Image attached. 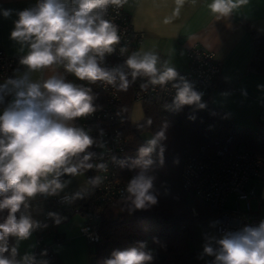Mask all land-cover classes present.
<instances>
[{
    "label": "clouds",
    "instance_id": "obj_1",
    "mask_svg": "<svg viewBox=\"0 0 264 264\" xmlns=\"http://www.w3.org/2000/svg\"><path fill=\"white\" fill-rule=\"evenodd\" d=\"M246 2L211 0L207 7L219 20ZM126 4L129 0H37L35 5L16 11L18 18L10 38L20 45L22 53L27 50L19 59L26 70L0 83V264H48L31 253H19L22 241L42 226L47 227L32 217L30 200L37 194L59 196L70 183L62 179L64 176L107 170L106 163H93L96 153L90 151L93 146L103 149L104 143L75 123L97 111L96 95L91 87L66 79L59 69L79 81L102 82L122 91H127L138 77L147 78L143 88L171 82L175 96L172 105L165 107H205L202 94L155 51L133 52L121 66H103L106 55L114 53L121 42L117 25L105 15L110 5L119 9ZM13 11L0 9V14L8 18ZM120 51L123 54L127 48ZM45 69L52 74L32 78L33 73ZM9 96L12 99L6 102ZM165 139L163 131L155 133L127 164L136 170L122 196L130 212L158 202L153 191L152 172L157 162L153 156L163 163L165 147L161 142ZM112 161L117 158L113 156ZM119 163L123 167L127 162ZM102 182L98 175L88 178L77 192L63 196L62 202L83 199ZM47 215L55 223L61 222L57 213ZM153 241L158 242L155 237ZM46 255V250L41 253ZM203 255L214 257L210 264H264V220L255 226L225 231L219 238L207 236ZM153 259L147 242H139V247L113 250L98 264H151Z\"/></svg>",
    "mask_w": 264,
    "mask_h": 264
},
{
    "label": "built area",
    "instance_id": "obj_2",
    "mask_svg": "<svg viewBox=\"0 0 264 264\" xmlns=\"http://www.w3.org/2000/svg\"><path fill=\"white\" fill-rule=\"evenodd\" d=\"M105 19L117 25L118 34L121 36V42L116 46V51L106 55L104 61V67L113 68L124 64L128 55L132 54L141 42L144 34L133 28L124 6L117 9L110 5ZM122 47L127 48L123 54L120 51ZM185 56L186 69H175L180 76L192 83L197 92L202 94L201 98H209L221 72L215 52L193 44L185 49ZM20 57L7 54L0 46V83L16 75V71L22 66L19 63ZM66 79L91 87L93 94L96 95L94 103L98 106L97 111L87 117L79 118L78 126L83 127L94 139L105 145L103 149L93 146L90 151L96 153L93 163H106L107 170H89L92 177L96 175L102 177L103 182L94 191L105 205L116 198H121L127 186L118 173L121 166L119 161L123 160L129 143V138L122 133L124 118L120 105V90L102 82L90 84L87 81H79L67 73ZM146 79L138 77L130 83L132 103H142L145 100L159 98L173 101L175 89L171 87V82L163 87L149 85L143 88L141 85L146 82ZM129 80L131 81V77ZM258 119L259 123L264 126V104H262ZM101 130L103 135H101ZM231 140V136H228L224 140L215 139L212 142L201 144L196 150L183 149L179 173L181 191L197 198L216 213V232L219 237L225 231H237L246 225L255 226L264 220V156H256L242 146H232ZM113 156L117 158L116 162L112 161ZM250 180H255V183L249 190H246L245 185ZM169 192L170 189L167 188L164 194ZM65 195L68 194L59 196L37 194L43 204V225L54 220L48 217L49 212H57L60 218L80 212L81 206L77 203L62 202V197ZM231 195L236 201L245 200V208L227 207L225 203ZM173 197L177 196L173 195ZM252 198L256 201L255 211L250 205ZM98 217L97 213L87 215L79 229L88 242L93 243L100 239L97 229ZM44 228L42 226L34 232L31 254L37 260H47L48 264H62L54 255L52 246L44 243ZM53 240L57 243L63 239L59 236ZM45 250L47 255L41 256Z\"/></svg>",
    "mask_w": 264,
    "mask_h": 264
},
{
    "label": "trees",
    "instance_id": "obj_3",
    "mask_svg": "<svg viewBox=\"0 0 264 264\" xmlns=\"http://www.w3.org/2000/svg\"><path fill=\"white\" fill-rule=\"evenodd\" d=\"M244 26L253 45L247 67L252 72L264 74V33L256 32L246 21ZM119 93L124 118L122 133L129 138V143L123 158L127 163L120 166L118 173L126 184L136 172L127 164L137 157L138 148L144 144L140 133L149 131L153 136L163 131L165 134L166 139L161 142L165 147L163 163H159L155 154L153 156L157 161L152 172L155 177L153 191L158 202L150 208L130 212L122 197L104 205L93 190L80 209L85 216L99 214L97 229L100 239L89 242V254L96 257L98 264L100 260L109 258L113 250H127L139 247V242H147V248L154 256L151 264H188L197 257L190 246L192 225L210 214L216 216V213L197 198L181 191L179 173L183 149L196 150L201 144L231 136L232 146H242L256 156H264V128L234 121L228 111L211 103L208 98H201L205 105L203 109L197 105H185L179 110L165 107L172 105L170 100H145L141 104L142 120L132 123L129 119L132 106L130 86L127 91L120 90ZM78 119L75 122L77 126ZM149 119L152 121L150 125L147 123ZM167 188L170 192L164 194ZM186 197L193 198L192 202H188ZM54 224V220L46 223L44 238L51 234L53 239L62 236L64 240V236L54 230ZM153 237L158 242H154ZM44 243L52 246L45 240Z\"/></svg>",
    "mask_w": 264,
    "mask_h": 264
},
{
    "label": "crops",
    "instance_id": "obj_4",
    "mask_svg": "<svg viewBox=\"0 0 264 264\" xmlns=\"http://www.w3.org/2000/svg\"><path fill=\"white\" fill-rule=\"evenodd\" d=\"M36 2L37 0H0V9L14 10L8 18L0 14V46L7 54H26L27 50L22 53L20 45L10 38V33L14 28L13 22L18 18L16 11L31 7ZM209 3L211 0H129L124 9L133 28L144 34L134 52L155 51L162 60H168L170 66L184 70L187 67L185 49L188 46L196 44L213 50L221 72L208 100L228 111L234 121L254 128H264L258 119L264 104V74L252 72L247 67L253 45L244 26L246 21L256 32L264 33V0H247L234 8L229 16L219 20L208 9ZM18 70L16 75L26 69L21 66ZM59 71L66 76L62 68ZM51 74V70L45 69L33 73L32 78H46ZM7 101L10 100L6 98ZM62 179L70 180V183L60 195H71L86 184L88 173L77 177L64 176ZM89 197L90 195L74 202L82 206ZM30 204L32 217L43 225L41 199L36 196L30 200ZM83 223L84 221L81 225ZM55 225L56 223L54 230L66 239L65 227L57 228ZM33 241L34 233L28 240L20 243V256L31 253ZM204 244L201 242L194 245L197 257L188 264H210L214 257L203 255ZM54 252L61 261L56 250Z\"/></svg>",
    "mask_w": 264,
    "mask_h": 264
},
{
    "label": "rangeland",
    "instance_id": "obj_5",
    "mask_svg": "<svg viewBox=\"0 0 264 264\" xmlns=\"http://www.w3.org/2000/svg\"><path fill=\"white\" fill-rule=\"evenodd\" d=\"M205 102V101H204ZM130 120L133 123L142 120L143 112L142 105L133 104L130 108ZM142 141H145L152 137L149 131H142L140 133ZM255 180H250L246 183L245 189L249 190L251 185H254ZM188 202H192L191 197H186ZM225 205L227 207H236L240 209L245 208V200H235L233 195L229 196L226 200ZM250 205L252 210H256L255 198L250 199ZM85 215H81L79 212H74L71 215L61 218L59 224L56 223L55 227L62 228L65 227L66 239L60 242H54L52 235L46 236V241L52 244V247L59 254L62 264H90V254H89V242L82 236L79 230V226L83 221L86 220ZM216 216L210 214L209 217L194 223L191 227L190 246L194 249L196 243H205L207 236H217L216 233ZM73 230V231H72ZM56 231V230H55ZM71 232V234H70Z\"/></svg>",
    "mask_w": 264,
    "mask_h": 264
},
{
    "label": "water",
    "instance_id": "obj_6",
    "mask_svg": "<svg viewBox=\"0 0 264 264\" xmlns=\"http://www.w3.org/2000/svg\"><path fill=\"white\" fill-rule=\"evenodd\" d=\"M7 99L8 100H11L12 99V97H7ZM92 177V175H91V172L90 171H88V178H91ZM90 264H97L96 263V257L95 256H91L90 257Z\"/></svg>",
    "mask_w": 264,
    "mask_h": 264
}]
</instances>
